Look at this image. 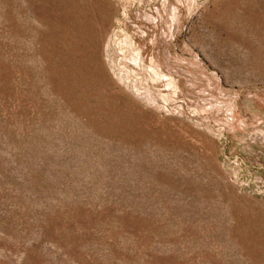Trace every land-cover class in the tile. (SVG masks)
I'll list each match as a JSON object with an SVG mask.
<instances>
[{
    "label": "rangeland",
    "instance_id": "rangeland-1",
    "mask_svg": "<svg viewBox=\"0 0 264 264\" xmlns=\"http://www.w3.org/2000/svg\"><path fill=\"white\" fill-rule=\"evenodd\" d=\"M0 264H264V0H0Z\"/></svg>",
    "mask_w": 264,
    "mask_h": 264
}]
</instances>
